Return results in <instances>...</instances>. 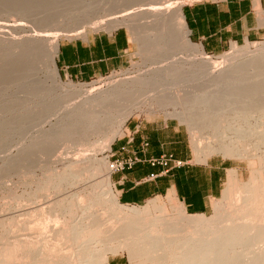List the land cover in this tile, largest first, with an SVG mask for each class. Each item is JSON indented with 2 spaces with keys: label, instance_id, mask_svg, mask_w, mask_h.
Returning <instances> with one entry per match:
<instances>
[{
  "label": "bare ground",
  "instance_id": "1",
  "mask_svg": "<svg viewBox=\"0 0 264 264\" xmlns=\"http://www.w3.org/2000/svg\"><path fill=\"white\" fill-rule=\"evenodd\" d=\"M93 1L86 0V4L83 5L85 11L92 9L95 3ZM101 1L105 4L102 10L105 13L107 6L135 7L146 0ZM182 1L185 0H176L169 6L168 16H172L173 20L157 24L158 26L147 24L158 12L154 6L136 8L135 13L141 17L140 20H134L131 16L118 12L108 15L105 13L90 26L94 29H112L120 24H131L136 31L134 33H139L143 50H149L162 43L175 45L180 39H189ZM8 4H11V1ZM17 4L14 5L19 8ZM75 4H72V9L75 8ZM150 4H156L155 0L146 5ZM20 10L23 9H17L15 12ZM22 12L24 10L19 13ZM48 15L49 13L47 16L43 15L48 17V20L45 18L47 22L44 20L43 23L53 20L50 17L53 14ZM42 20L40 18L39 21ZM66 31L69 36L81 33L86 36V31L80 30L77 26H72ZM162 31L166 33H161ZM11 40L14 48L6 58L0 59V79L13 75L28 78L37 74L46 63L53 70V85L48 86L51 92L47 98L53 95V91L60 93L57 98L47 102L52 108L65 107V111L58 119L56 118L51 128L44 129L40 137L23 144V148H20L22 153L26 151L28 154L31 148L43 151L50 141L52 143L54 140L70 139L78 126L88 125L91 128L101 126L99 119L102 117L113 123L109 127L106 142L97 149L109 150L114 139L121 136L124 124L131 114L146 108L153 111L158 106L166 113L179 116L180 120L188 124L196 160L205 161L212 154L219 152L225 156L247 159L252 176L248 182L240 185L239 190L244 194L238 197L237 189L233 196V183L237 181V174L236 170H231L222 198L214 204L213 215L199 212L187 216L182 211L173 216L156 199L142 208L124 206L111 183L99 190L94 185L89 202H85V198L81 197L84 195L80 193L81 196L63 194L68 185L77 184L80 174L85 170L90 171L98 162L108 166V162L98 158L96 153L81 154L78 157L79 154L78 158H72L74 160L70 159L69 162L67 160L68 164L62 170L59 169L60 171L53 170L51 166L46 167V171L54 174V177L49 182L39 184L37 192H41L39 196L42 197L47 195V191L48 194L49 191H53L58 193V198L53 197L54 199L46 200L47 202L43 204L34 205L18 215L7 214L8 216L0 218L3 227L5 225L13 229L11 226L17 225L22 230L37 227L44 231L37 239L30 238V234V237H17L14 241L10 240L11 242L8 240L4 246H1L4 243L1 244L0 264H14L20 260L19 264H110L111 256L117 255L120 251L128 252L131 261L137 264H264L263 44L257 49H248L240 53L238 51L245 48H238L234 43L233 52L219 56L223 58L222 60L214 59L201 48L195 50L184 48L181 52H175L178 46L155 59L157 63L172 59L167 65L157 68L161 72L158 75L168 80L162 90L157 89L161 83H156L145 75V78L137 75L134 78L118 80L96 92L90 89L83 92L84 90L72 82L66 83L59 79L56 65L58 41L51 42V45L46 43L42 36H26L23 39ZM235 51L237 52L234 53ZM43 82L46 84L47 79L39 78L33 83ZM190 87L192 89H189ZM41 114L38 115L41 117ZM53 146H50L51 149ZM24 159L27 161V158ZM4 160L5 164L3 169L2 165L0 166L1 170L7 168L6 166H14V163L19 161H15L12 154L7 155ZM25 161L21 159L22 164H25ZM19 163L18 165H21ZM107 176L109 180L110 176ZM38 193L35 195L33 193L32 196L29 194V199L34 197L38 199ZM175 196L171 191L168 200L172 201ZM65 199H71L68 206H65L67 201ZM26 200L32 201L28 198ZM56 209H60L59 212H53ZM157 211L160 213L155 214ZM20 214L25 218H20ZM40 214L42 216H38ZM14 221L17 222L16 225ZM15 231L19 232L16 229Z\"/></svg>",
  "mask_w": 264,
  "mask_h": 264
},
{
  "label": "rangeland",
  "instance_id": "2",
  "mask_svg": "<svg viewBox=\"0 0 264 264\" xmlns=\"http://www.w3.org/2000/svg\"><path fill=\"white\" fill-rule=\"evenodd\" d=\"M10 1H11V4H8L10 3ZM10 1L0 0V59L6 58L9 52L11 51V49L14 48V46L11 45L12 38L13 39H23L26 36L27 37L42 36L44 40L47 41L46 43H49L52 45V43L56 40L59 42V45H60L65 40L75 39L78 37L85 36V35H82V33L78 35H73V36L67 35L68 32L66 30L70 29V27L72 26L80 27V30L84 29L86 31V35H89L95 32H104V31L114 32L118 29H124L128 32L130 36V41H131L130 59L128 63L121 69H118L107 75L96 77L90 81H78L72 78H66L62 74L58 65L56 64L58 68L59 79H61L63 82H66V83L72 82L73 84L77 85L79 89L84 90L83 92H85V90L87 89L94 90L96 92V91L107 88L109 85H111L114 82H117L118 80H123L126 78H132V77L134 78V76L137 77V75L139 76L141 75V77H144L145 75V77H149L151 80L155 81L156 83H159V84L161 83L159 86H157L158 87L157 89L162 90L161 88L163 87L165 88V86L167 85L166 83H168L167 82L168 80L158 75V73H161V72H159L157 68L161 67L162 65H167L172 59L171 60L166 59V61H163L161 63L155 62L156 61L155 59L159 58L160 56L165 55L166 52L169 51V49L172 50V49L178 48V46L179 48L176 49L175 52H181L183 51L184 48H187V49L193 48L194 50L197 48L198 49L201 48L203 51H205L202 45L196 42L195 40L191 39L190 36H188L189 39L187 40L180 39L179 42L175 45L170 46L166 43H162L160 45L153 46L149 50H143L141 48L142 42H141L140 36L138 35L139 33L137 34L134 33L136 31L133 29L131 24H120L117 27H114L112 29H106V28L94 29V27L93 28L91 27L97 21V19L101 18L102 15L105 13L108 15V14H115L116 12H118L119 14H127L128 16H131L132 18H134V20H140L141 17L137 15V13H135L137 10L136 8L140 6H145L143 8H151L152 6L155 7V10L158 12L155 15V18L151 21H148L147 24L158 26L157 24L161 25L162 23L168 22V20H171V21L173 20L172 16H168L169 14L168 9H169V6H171V4H173L176 0H155L156 4H152V5L151 4L146 5L147 3L152 1V0H146L143 3L136 5L135 7H128L126 5H118L115 7L107 6V11H105V13L102 11L105 4L101 0H96V1L91 0L95 3L92 9H89L88 11H85L83 8V5L86 4V0H32V1L31 0H10ZM196 1H201V0L182 1L181 2V4L183 3L182 8L185 4L193 3ZM123 2L125 1L123 0ZM74 3H76L75 4L76 6L75 8L72 9L71 6H73ZM14 4H17L19 8ZM22 7H24L25 9ZM27 7L31 10H29ZM11 9L13 12L11 11ZM17 9L18 10L23 9L24 12L19 13L23 10L15 12ZM29 11H31V13ZM47 13H49V15L53 14L50 16L51 18H53V20L48 23H46L47 22L46 19L48 18V17L46 18ZM28 14H32V15H28ZM258 14H259V19H260V25L263 27L261 35L258 39H255V40L235 43L236 45H238V48H245V49H241L240 51H238L240 53L248 49L254 50V49L259 48V46L261 47L262 44L264 45V7L258 8ZM43 15H46V16H43ZM40 18L41 20L42 19L43 20L39 21ZM143 19L145 20V18ZM44 20L46 22L43 23ZM140 28L141 27H139V29ZM161 33H166V31L165 32L162 31ZM233 45L234 44L232 43L227 49H225L224 51L218 52V53H209L207 51H205V53L209 56H212L214 59L222 60L223 58L221 57L222 58L221 59L219 56H221V54H224V53L228 54L230 52H233L234 51ZM236 52L237 51H235L234 53ZM52 76H53L52 68L48 67L47 64L44 63L37 74H34L33 76H30L28 78H21V76L13 75L10 78L0 79V166L2 165L1 169H3L4 167L3 164H5L4 158L7 157V155L10 156L11 154L15 156V161L19 160L15 162L16 165H18V162H20L19 164H21V165L16 166L14 163V166L12 165L6 166L8 169L10 167L12 168V170L10 168L9 171H7L8 170L7 168H5L7 169V170L4 169L6 173L4 172V170L0 169V218L3 216H8L7 214L12 215V214L17 213L18 215L19 213H23V211L33 207L34 205L37 206V205L43 204L53 197L58 198L59 197L58 193H55V192L53 193V191H49V194H48V191L46 192L48 196L51 194L49 197L47 195L45 196L43 195L42 197H40L39 194L41 192L39 193L37 192V189H39L40 187L39 184L41 185L42 183L49 182L54 177V174L48 173L46 169L49 168V166H51L50 168H52L55 171L57 169L62 170L64 166L68 164V163L66 164L67 160H68L67 162H69L70 159L78 158L81 156V154L83 155L86 153L87 154L96 153L98 158L102 160H106L108 162V166H105L102 162L101 163L98 162L94 168L90 169V171L85 170V172L87 173L83 171L84 173L80 174V177H79L80 180H78L77 184L68 185L67 189L64 190L65 192L63 194H67V195L68 194L69 195L70 194H76V195L81 194V195H84V196H81V195L80 196L85 198V202H89L92 198L90 193L94 191L93 190L94 185H96L97 189L99 190L100 188L107 186L108 183H111V185L114 187L115 192L117 193L116 188L114 186V182H113V174L118 173L120 171L112 172V170L110 169L108 159L110 158L112 161H115V160H124V159H127L128 157H131L127 155L125 156L122 155L121 153L122 150L118 152L117 154L113 153L114 150L112 151V148L115 147L116 143H120L124 139L128 131V124L131 121L146 122V121H151V120H159V121L168 120V121H172L174 124H180L187 131V135L189 136V139L191 140L192 145H188V149L190 153L194 155V161H199L195 159L196 155L194 153L192 136H191V132H190V128L188 124L180 120L181 118L179 116L166 113L163 110V108L158 107V106L155 107L153 111H150V109L146 108V109L139 110L131 114L128 120L126 121V123L124 124L123 130L126 126L124 134L122 132L121 136H117L114 139V141L112 142V147L109 150H106V151L98 150L101 147L102 143L106 142L109 136V133H108L109 127H111L113 123V122L110 123L106 119H102L103 118L102 117L99 119L101 126L99 125L95 128H91L88 125L78 126L76 127V131L73 132L72 138L54 140L52 141V143H50L51 142L50 141L47 145L49 148L46 146L45 149H43V151L45 152H43L41 149L31 148V152L30 151L27 152L29 155L31 154L30 156L26 154V151L22 153L21 151L22 149L20 148H23L24 143L25 144L29 143L31 139H34L35 137L37 138L40 137L42 134V131L44 129L51 128L50 126L52 125V123L56 122V120L60 117V114H62L65 111V107L61 108V106L59 107L56 106L52 108L49 106L50 103L47 102V100H50L52 98H57L60 94L59 92L53 91V95L49 96L50 98H47V95H49V93L51 92L48 90V86L53 85ZM39 78L47 79L46 84H44V82L43 84L33 83L34 81L37 82ZM189 89H192V87H190ZM83 94L81 96H83ZM41 113H44V114H41ZM38 114H41L42 116L40 117V115ZM114 115H116V112ZM39 117L41 118L40 120H39ZM37 118L38 120H36ZM119 118H116V120ZM39 132L41 133L39 134ZM53 142L56 144V146L55 144H53ZM52 145L55 146V147L53 146L54 149L53 147L51 149L50 146ZM50 149L52 151L53 150L55 151L57 150V151L52 152ZM19 151L21 152L20 154L18 153ZM48 151H50L49 152L50 154L48 153ZM16 154H17V157H16ZM24 155L26 156L28 155L29 157L28 156L24 157ZM32 156H33V160H32ZM212 156L229 159L230 163L233 164L235 168L238 170L239 179L237 178V181L233 183V193H234L233 196H235L236 190L238 189V193H239L238 197H241L244 193L241 192V190H239L240 185L242 183L248 182L252 176V171H251V167H250L248 160L242 159V158L225 156V154L222 152L214 153L209 157H212ZM24 158H27V161H29L32 164L30 163L28 164ZM21 159H23L26 163L24 162L25 164H22L23 162H21ZM53 167H55L56 169ZM8 172L9 174H7ZM81 175H82V179L84 177L83 175H85L83 179L84 181L81 179ZM107 175L110 176L109 180L107 179L108 178ZM86 184H89L90 186ZM82 185L84 187L86 185L87 188L86 187L83 188ZM82 191L83 193H81ZM36 193H38L37 194L39 196L38 199H36V197L29 199L30 197L29 194H31L32 196V194L35 195ZM61 196L62 195L60 194V197ZM45 197H47L48 199ZM27 198L28 200H32V201L30 202L27 201L26 200ZM220 198H222V195L218 198L213 199L212 208L209 209L205 214L213 215L215 213L214 204ZM153 199H156L160 205L165 206L167 208L168 213L172 214L173 216L178 215V213L182 211L187 216H191L195 214V213L187 212L184 204L178 200L177 196H175L172 201L168 200V195H162V196H155L149 199L147 202L140 204V205H129V204H124L122 202L121 203L126 207L137 206V207L142 208V207L147 206L148 203ZM66 200L67 199H65V201ZM68 201H71V199H68L66 201L65 206H68L70 204V202ZM74 202H77V200ZM59 210L56 209L53 212L57 213L59 212ZM159 213L160 212L158 211L155 212V214H159ZM41 214L38 216H42ZM22 215L21 214L19 215L20 218H25V216H22ZM15 223L17 224V222L14 221V225H16ZM2 225L0 223V245L3 243L4 244L1 246H4L8 240L9 241L16 240L15 238L17 237L18 238L19 237H30V234H31L30 238L37 239V238H40L44 234V231L43 232L40 231V229H38L37 227L33 228L34 230L33 229L32 230L31 229L22 230V229H19L18 228L19 226L17 225L11 226L12 225L11 224L10 226L13 229H10L9 226H5V225L3 227ZM8 229L11 234L7 232ZM15 229L19 232H16ZM15 233H17V235ZM19 262H16L14 264H17V263L19 264ZM110 264H137V263H133L131 261L128 252L120 251L117 255L111 256ZM140 264H144V263H140Z\"/></svg>",
  "mask_w": 264,
  "mask_h": 264
},
{
  "label": "crops",
  "instance_id": "3",
  "mask_svg": "<svg viewBox=\"0 0 264 264\" xmlns=\"http://www.w3.org/2000/svg\"><path fill=\"white\" fill-rule=\"evenodd\" d=\"M264 0H201L183 6L189 36L205 51L218 53L232 43L258 39V8ZM130 36L124 29L95 32L59 45L56 64L66 78L90 81L124 67L130 59ZM126 126L123 130L125 132ZM148 143L143 149L142 145ZM187 131L172 121H131L120 143L112 148L122 155L138 156L132 168L113 174L120 202L140 205L155 196L175 193L189 213H206L213 199L223 195L230 171L239 172L229 159L216 156L194 161ZM172 154L181 165H153L152 158Z\"/></svg>",
  "mask_w": 264,
  "mask_h": 264
},
{
  "label": "built area",
  "instance_id": "4",
  "mask_svg": "<svg viewBox=\"0 0 264 264\" xmlns=\"http://www.w3.org/2000/svg\"><path fill=\"white\" fill-rule=\"evenodd\" d=\"M147 146H148V143L146 142L144 145H142V148L145 149ZM108 161H109L110 169L112 170V172H117V171H123L128 168H132L134 164L139 161V157L131 156L124 160H115V161H112L109 158ZM150 161L153 165L161 164L164 166H168L171 163L175 165L182 164V161L175 159L172 154H164L159 158H152Z\"/></svg>",
  "mask_w": 264,
  "mask_h": 264
}]
</instances>
